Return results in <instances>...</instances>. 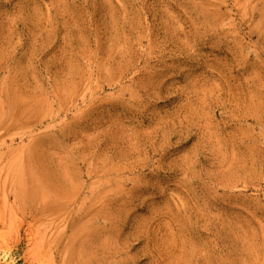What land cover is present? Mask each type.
Masks as SVG:
<instances>
[{
	"label": "rangeland",
	"instance_id": "374dc122",
	"mask_svg": "<svg viewBox=\"0 0 264 264\" xmlns=\"http://www.w3.org/2000/svg\"><path fill=\"white\" fill-rule=\"evenodd\" d=\"M264 0H0V264H263Z\"/></svg>",
	"mask_w": 264,
	"mask_h": 264
},
{
	"label": "bare ground",
	"instance_id": "6f19581e",
	"mask_svg": "<svg viewBox=\"0 0 264 264\" xmlns=\"http://www.w3.org/2000/svg\"><path fill=\"white\" fill-rule=\"evenodd\" d=\"M264 264V263H263Z\"/></svg>",
	"mask_w": 264,
	"mask_h": 264
}]
</instances>
